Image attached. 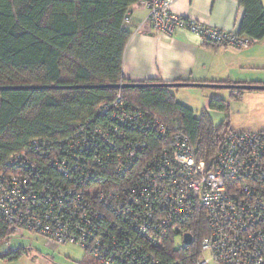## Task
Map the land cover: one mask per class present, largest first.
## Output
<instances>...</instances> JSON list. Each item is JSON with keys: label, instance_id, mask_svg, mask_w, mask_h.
Returning <instances> with one entry per match:
<instances>
[{"label": "built area", "instance_id": "obj_1", "mask_svg": "<svg viewBox=\"0 0 264 264\" xmlns=\"http://www.w3.org/2000/svg\"><path fill=\"white\" fill-rule=\"evenodd\" d=\"M172 1L136 4L159 33L187 30L237 49L257 42L175 14ZM196 208L206 233L195 264H264V131H226L207 162L183 129L117 92L70 134L31 140L0 172L10 237L29 231L76 243L96 264H178L157 252L170 237L180 253L193 242L187 222Z\"/></svg>", "mask_w": 264, "mask_h": 264}, {"label": "trees", "instance_id": "obj_2", "mask_svg": "<svg viewBox=\"0 0 264 264\" xmlns=\"http://www.w3.org/2000/svg\"><path fill=\"white\" fill-rule=\"evenodd\" d=\"M137 1L0 0V87H28L0 88V172L5 170L6 159L24 150L31 140H58L70 134L117 92L128 104L183 129L197 147L198 159L211 161L228 131L227 115L215 126L206 111L195 114L177 102L165 86H103L130 83L122 75L130 38L124 17ZM238 1L244 8L239 34L263 39L262 0ZM242 92L231 88L232 98H239ZM210 107L228 112V102L223 99L211 98ZM187 225L193 231V242L180 253L173 250L170 237L157 252L159 259L195 264L206 233L200 208L194 210ZM9 237V225L0 218V242ZM23 252L19 248L7 255L16 259ZM79 263L96 264L85 252Z\"/></svg>", "mask_w": 264, "mask_h": 264}, {"label": "crops", "instance_id": "obj_3", "mask_svg": "<svg viewBox=\"0 0 264 264\" xmlns=\"http://www.w3.org/2000/svg\"><path fill=\"white\" fill-rule=\"evenodd\" d=\"M136 3L130 6L129 21L124 28L130 32L122 60L126 81L264 85V38L247 48L237 49L205 42L187 30H178L172 35L159 33L149 24L147 9ZM171 11L239 34L244 8L238 0H173ZM183 88H170V92L177 102L195 114L206 111L212 120L215 116L227 115L228 130L264 131V90L243 89L235 99L231 88L191 87L198 89L190 92ZM211 98L227 101L228 112L212 109Z\"/></svg>", "mask_w": 264, "mask_h": 264}, {"label": "rangeland", "instance_id": "obj_4", "mask_svg": "<svg viewBox=\"0 0 264 264\" xmlns=\"http://www.w3.org/2000/svg\"><path fill=\"white\" fill-rule=\"evenodd\" d=\"M183 89L190 92L197 91L198 88L185 87ZM180 96L177 95V98L180 99ZM224 119L225 115H218L212 121L215 126H219ZM177 242L180 243V240ZM19 248H23L24 252L18 258L10 259L7 253ZM83 256L84 250L79 244L72 242L50 244L43 236L29 231L22 235H13L0 242V264H80Z\"/></svg>", "mask_w": 264, "mask_h": 264}, {"label": "water", "instance_id": "obj_5", "mask_svg": "<svg viewBox=\"0 0 264 264\" xmlns=\"http://www.w3.org/2000/svg\"><path fill=\"white\" fill-rule=\"evenodd\" d=\"M105 87L117 88V89H125V88H139L143 86H165L169 88H179V87H226V88H236V89H255V90H264V85H251V84H235V85H222V84H205V83H124V84H116V85H103ZM0 88H10V89H20V88H28L21 86L14 87H0ZM183 242L185 244H190L191 235L190 233H185L183 235Z\"/></svg>", "mask_w": 264, "mask_h": 264}]
</instances>
